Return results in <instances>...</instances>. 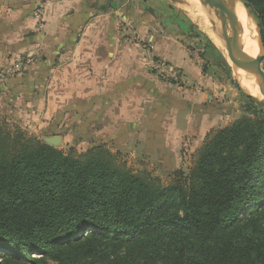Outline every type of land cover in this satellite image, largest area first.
<instances>
[{"label": "trees", "instance_id": "16d2710c", "mask_svg": "<svg viewBox=\"0 0 264 264\" xmlns=\"http://www.w3.org/2000/svg\"><path fill=\"white\" fill-rule=\"evenodd\" d=\"M244 1L264 42V0ZM242 111L163 187L101 145L9 151L0 132V264H264V111Z\"/></svg>", "mask_w": 264, "mask_h": 264}, {"label": "rangeland", "instance_id": "374dc122", "mask_svg": "<svg viewBox=\"0 0 264 264\" xmlns=\"http://www.w3.org/2000/svg\"><path fill=\"white\" fill-rule=\"evenodd\" d=\"M134 1L110 18L105 33L114 36L122 56L141 53L140 73L54 72L52 59L41 66L34 50L29 66L0 79V132L8 136L9 151L23 139L43 142L50 135L60 136L55 148L64 153L101 145L116 168L163 187L174 174L188 172L208 133L242 114L248 97L240 87L246 85L218 43L219 24L211 29L205 1ZM165 39L182 46L204 84L188 82L183 70L157 55L158 46L173 50ZM18 57L0 59V69Z\"/></svg>", "mask_w": 264, "mask_h": 264}, {"label": "crops", "instance_id": "0c3cea01", "mask_svg": "<svg viewBox=\"0 0 264 264\" xmlns=\"http://www.w3.org/2000/svg\"><path fill=\"white\" fill-rule=\"evenodd\" d=\"M133 2L135 1L0 0V59H13L36 50V62L43 66L52 59L53 68L50 71L54 72L88 75L118 74L125 71L140 73L143 69L141 53L132 49L128 57L122 56L121 51L116 49L114 36L105 33L112 24L110 18L118 15L129 3L133 7ZM142 2L143 0L139 3ZM38 5L44 7L42 27L34 14ZM152 38L154 39L152 36L148 39ZM165 41L173 44V50L170 49L171 46H158L155 48L157 55L183 70L188 82L198 86L204 84L206 80L200 69L187 58L182 46L172 43V39Z\"/></svg>", "mask_w": 264, "mask_h": 264}, {"label": "water", "instance_id": "95a60500", "mask_svg": "<svg viewBox=\"0 0 264 264\" xmlns=\"http://www.w3.org/2000/svg\"><path fill=\"white\" fill-rule=\"evenodd\" d=\"M234 1L240 4L246 15L248 31L251 37L254 38L257 47L256 55L248 58L232 44L231 36L236 29L242 30L244 27L238 16L228 7L225 0H205L207 12L211 19V29L216 30V25L219 24L226 57L237 68L246 71L250 78V87L242 88L239 86L240 89L258 109L264 111V42L260 25L244 0ZM43 142L49 146L56 147L60 143V136H45L43 137Z\"/></svg>", "mask_w": 264, "mask_h": 264}, {"label": "bare ground", "instance_id": "6f19581e", "mask_svg": "<svg viewBox=\"0 0 264 264\" xmlns=\"http://www.w3.org/2000/svg\"><path fill=\"white\" fill-rule=\"evenodd\" d=\"M177 1L179 3H182L181 0H177ZM202 1L204 2L205 0H191V2H194V4L195 3H201ZM225 2L228 5V7L238 16V18L241 19V22H242L243 27H244V29H242V30L236 29L234 34L231 36L232 44L234 46H236L240 50V52L243 53L244 55H246L248 58L255 56L257 53V47L255 44L254 38L251 37V35L248 31V28H247L248 20L246 18V15H245L243 9L241 8L240 4L238 2H235L234 0H225ZM218 40H219L218 43L220 44V47L223 50H225L221 37ZM227 59H228V57H227ZM228 61L231 65L232 69L235 70V74L244 80L245 85H246L245 88L250 87V78H249L248 73L244 70L237 68L232 62H230L229 59H228Z\"/></svg>", "mask_w": 264, "mask_h": 264}, {"label": "built area", "instance_id": "2783aa9c", "mask_svg": "<svg viewBox=\"0 0 264 264\" xmlns=\"http://www.w3.org/2000/svg\"><path fill=\"white\" fill-rule=\"evenodd\" d=\"M44 13L43 5H38L34 9L35 18L38 20L39 26L42 27V16ZM35 56L34 51L26 52L23 56L18 57L11 63L9 66L4 69H0V79H4L8 76L14 75L19 72L22 68L29 66L33 62V58ZM155 67H159V65H155Z\"/></svg>", "mask_w": 264, "mask_h": 264}]
</instances>
